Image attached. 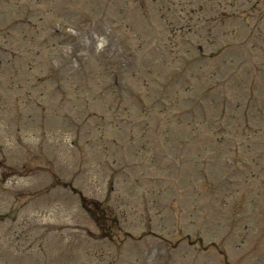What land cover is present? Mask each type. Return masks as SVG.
I'll return each mask as SVG.
<instances>
[{
	"label": "rangeland",
	"instance_id": "obj_1",
	"mask_svg": "<svg viewBox=\"0 0 264 264\" xmlns=\"http://www.w3.org/2000/svg\"><path fill=\"white\" fill-rule=\"evenodd\" d=\"M34 1L35 4L29 0L0 2V220L9 222L2 227L0 223V264H102L103 246L94 245L92 241L104 240L98 238L92 221L80 209L78 198L70 190L59 187L58 179L69 182L91 199L103 201L110 222H117L111 236L117 248L123 245L122 255L115 256L120 264H165L168 260L170 264H189L183 255H178L180 253L172 254L170 244L178 238L176 230L181 224L186 230L183 235L190 234L188 241L194 240L195 231L206 235L213 230L210 224L194 229L189 219L192 214L194 217L203 215V209L201 214L194 210L202 205L208 207L205 194L212 198L208 221L222 225L226 238L237 234L228 251L233 259L219 263L214 253L208 257L190 252L193 249L187 256L194 255L200 264H236L235 260L238 264H264V181H259V178L264 179V131L261 129L264 114L260 113L264 110L263 78L245 77L225 88L224 95L241 102V111H236L238 107L229 108L230 103L224 102L223 107L212 104L211 111L223 109L220 111L225 128L222 134L212 132L220 116L214 120L208 113H196L190 128L185 126L189 122L186 120L174 125L177 135L173 136L171 126L167 127L168 123L162 120L160 106L167 103L165 99L157 101L155 107L144 113L140 112L139 104L152 106L161 96L174 94L167 99L176 105L173 112L188 110L192 103L186 99L196 100L197 89H205L202 82L206 84L207 79L204 81L202 72L187 65L192 55L185 45L180 49L172 47L164 24L155 22L152 4L147 2L143 6L145 17L138 13V7H131L116 20L114 10L105 13L108 10L101 1L96 2L98 5L91 0ZM26 3L30 9L29 21L34 26L33 29L26 27L27 30L19 23L28 8L24 7ZM245 4L246 16H254L250 8L253 3ZM260 4H264V0ZM81 13L85 20L80 19ZM93 13L99 16L105 13L103 27L112 28V18L115 33L105 39L101 49L95 50L97 40H92L90 35L101 37L103 31L98 25L82 31L86 35H81L80 47L90 55L91 50L103 54L87 55L88 60L76 67L71 58L73 52L77 53L78 41L67 34L70 42H60L59 37L49 33L54 29L52 26L60 22L59 18L75 19L73 23L79 25L93 19ZM248 23L250 30L245 24L224 29L223 36L233 49L241 50L243 45L252 47L258 42L259 34L264 35V21L258 28L252 27L255 20L250 19ZM45 25L47 30L43 32ZM218 26L216 24L217 30ZM73 45L74 49L70 48ZM157 46L163 48L161 69L156 66ZM258 58L255 60L261 64ZM182 59L185 65L179 62ZM246 62L250 65L252 61ZM113 71L115 74L110 75ZM226 75L227 71L218 79H225ZM150 76H155L157 83L139 88L138 84ZM30 82L34 86L29 88ZM218 94L219 90L213 86L206 95L215 100ZM145 97L150 99L147 101ZM236 103L230 105L234 107ZM101 116H108L105 123L97 118ZM142 116L145 124L138 140L133 131L128 133L125 123H116L117 118L128 117L134 128ZM240 127L241 130L249 128L250 132L241 131ZM179 135L187 138L186 143H181L185 147L181 146L180 151ZM103 136L117 139L122 146L128 139L131 145H142L145 157H137L139 146L127 145L125 155L121 149L105 154L99 143ZM253 142L261 145L252 146ZM163 144L166 148L161 146ZM105 148L111 149V145ZM155 153L165 160L168 157L180 161L184 174H168L166 166L162 165L150 169L147 157H154ZM104 159L112 162L111 171ZM201 160L207 162L205 170L209 182L206 185L214 186L213 191H205L191 172L197 170ZM147 176L162 182L152 184ZM242 208L246 210L241 214ZM9 220H16L13 227ZM146 225L149 229L144 231ZM53 230L58 233H45ZM161 231L167 235L160 237ZM238 232L243 235L241 238L249 234L246 237L250 243L242 244L237 239ZM220 234V231L215 232V235ZM143 237L148 243L141 250L136 240ZM107 239L112 241V237ZM17 244L20 249L15 254L6 250ZM205 249L212 250L210 244Z\"/></svg>",
	"mask_w": 264,
	"mask_h": 264
}]
</instances>
